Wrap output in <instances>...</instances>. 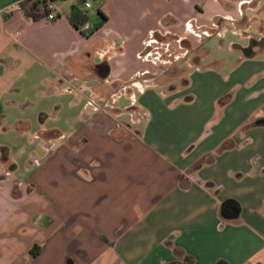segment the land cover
<instances>
[{"label": "crops", "instance_id": "crops-1", "mask_svg": "<svg viewBox=\"0 0 264 264\" xmlns=\"http://www.w3.org/2000/svg\"><path fill=\"white\" fill-rule=\"evenodd\" d=\"M40 1L0 0V264H264V0Z\"/></svg>", "mask_w": 264, "mask_h": 264}, {"label": "built area", "instance_id": "built-area-1", "mask_svg": "<svg viewBox=\"0 0 264 264\" xmlns=\"http://www.w3.org/2000/svg\"><path fill=\"white\" fill-rule=\"evenodd\" d=\"M45 1H46V6H45L46 14L44 16L45 19L48 21L58 20L60 15L57 14L58 7L56 6L55 1L54 0H45ZM13 8L17 9V10H21L20 5L14 6ZM78 8L82 12L86 13L87 11H89L93 8V5L89 0H79ZM11 10L12 9H10L9 11H11ZM77 29L81 33L92 34L95 31L93 25H91L90 22L84 26L77 28Z\"/></svg>", "mask_w": 264, "mask_h": 264}, {"label": "rangeland", "instance_id": "rangeland-1", "mask_svg": "<svg viewBox=\"0 0 264 264\" xmlns=\"http://www.w3.org/2000/svg\"><path fill=\"white\" fill-rule=\"evenodd\" d=\"M227 28H228V31H226L225 32V41H224V44L226 45V44H230V42L231 41H236V40H239L240 38H241V35H239V34H236L233 30H234V27L233 26H229V25H227L226 26ZM220 27H218L217 28V30L219 29ZM240 29V28H239ZM216 31V30H215ZM214 38H216V37H214ZM209 42V41H208ZM169 49V48H168ZM169 55H173V57L175 56V55H179V53H177V52H175V49L174 48H170L169 49V53H167V60L169 59V58H171ZM169 57V58H168ZM183 59H181V60H178V63H180L181 61H182ZM176 63V61L175 60H171L168 64L166 63V65L164 66L165 67V71H166V74H167V76H173V75H177L178 74V72H180V73H183V72H186V69L185 68H180V69H178L177 70V68H178V66H179V64L178 65H176L175 64ZM182 64H184V63H180V65H182ZM185 74V73H184ZM184 74L182 75V76H184ZM182 79H184V77L182 78ZM19 263H23V261H22V259L19 261Z\"/></svg>", "mask_w": 264, "mask_h": 264}, {"label": "trees", "instance_id": "trees-1", "mask_svg": "<svg viewBox=\"0 0 264 264\" xmlns=\"http://www.w3.org/2000/svg\"><path fill=\"white\" fill-rule=\"evenodd\" d=\"M40 3L45 7L46 6V1L45 0H41ZM22 7H25L22 6ZM89 17L86 13L82 12L81 10H79L78 6H76L73 10V13L70 15L69 17V21L70 23L76 27V28H79L81 26H84L86 25L87 23H89ZM256 123H259V124H264V120L263 119H259L256 121ZM230 203L229 202H226L224 205H223V211L225 212V214L228 215V209L230 208L229 207ZM37 248V247H36ZM37 252H34V250L32 251V255L33 257H36L37 256ZM71 262L69 261V264ZM218 264H227L225 262H219Z\"/></svg>", "mask_w": 264, "mask_h": 264}, {"label": "water", "instance_id": "water-1", "mask_svg": "<svg viewBox=\"0 0 264 264\" xmlns=\"http://www.w3.org/2000/svg\"><path fill=\"white\" fill-rule=\"evenodd\" d=\"M105 70V69H104Z\"/></svg>", "mask_w": 264, "mask_h": 264}]
</instances>
